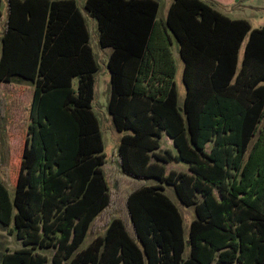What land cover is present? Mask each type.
<instances>
[{
  "label": "trees",
  "instance_id": "16d2710c",
  "mask_svg": "<svg viewBox=\"0 0 264 264\" xmlns=\"http://www.w3.org/2000/svg\"><path fill=\"white\" fill-rule=\"evenodd\" d=\"M85 8L98 22L101 46L113 48L109 111L117 130L132 131L121 139L119 165L135 179L157 183L127 193L132 231L121 215L114 217L104 234L80 250L114 199L92 109L99 65L90 31L76 0H9L0 80L30 79L34 94L13 197L0 175V225L13 224L11 233L23 244L6 252L2 264H47L43 250L50 248L53 264H264V27L252 28L204 0H173L166 26L180 42L186 83L194 54L216 64V107L191 108L188 95L184 118L170 51L164 64L171 87L164 100L146 97L130 75L129 64L136 62L140 81L146 77L160 2L86 0ZM159 68L149 81H163ZM163 130L174 138L177 159L191 162L192 174H166L162 164L150 162ZM209 140L214 146L207 153ZM165 185L184 205L195 206L188 238Z\"/></svg>",
  "mask_w": 264,
  "mask_h": 264
},
{
  "label": "crops",
  "instance_id": "0c3cea01",
  "mask_svg": "<svg viewBox=\"0 0 264 264\" xmlns=\"http://www.w3.org/2000/svg\"><path fill=\"white\" fill-rule=\"evenodd\" d=\"M76 1L78 3V6L81 12L83 13L87 21L89 12L85 8L86 0H76ZM204 1H206L207 3L212 5L215 9L219 10L220 12L229 16L232 19L248 20L252 28L264 27V23L262 24L263 21H257L258 25H254L252 19H249L248 17H246V16L252 15L257 18L261 17V20H264L263 19L264 18V0H204ZM172 2L173 0H167L166 6H165V13L163 17L161 18H159V11L161 8V3H160V8L158 11V16H157L158 24L155 27L154 35L152 37V42H151V51H150L151 57L149 58V68H146L147 71H144V74L146 77L144 78L143 81H140L142 77V72H140L139 64L136 62L130 63L129 69H130L131 77L138 78V80L134 81V85L143 87V91L146 97H149V96L153 98L160 97L161 99L164 100L167 97V91H169L171 87L170 83L168 82L167 76H165L166 69H165V64H164V60L166 57L165 53L167 51H170L176 63V74L174 77V81H175L176 91H177V105H178L180 112L185 118L184 108L186 105L185 103H186V99L188 95L191 101L189 104L191 108H195V107L201 108V106L202 107H212V108L216 107L217 105L216 90H215L214 85H212V82H211V74L213 70H215L214 68L216 64L215 62L213 63L212 61H210L209 58L208 59L201 58L199 57V55L194 54V57L191 60V65L189 66V69L187 70V77L189 79V85L188 83H186V80H185L186 63L181 54L180 42L166 26L168 12H169ZM1 10H2V19L0 21V60L3 54V36L6 31L7 19H8V14H9V0H2ZM87 25H88V21H87ZM97 27H98V22H97ZM168 34L170 35L171 40H172L171 44L168 43V38H169ZM248 39H249V36L246 37V39L244 40L240 48L237 72H239L242 67V63H243V59L245 55V48H246ZM99 43H100V40H99ZM102 48L104 49L103 51L105 55L107 56V67H108V60H109L111 53L113 52V48L112 47H102ZM154 55L157 58L156 60L158 61L159 65L156 64L154 60L155 59ZM160 65H163V68L158 69L159 74L163 75V81H155V80L149 81L150 77L153 75V72H154L153 68L159 67ZM225 79H226V73H225V76H223V78L219 81V83L220 84L224 83ZM234 80L235 78L231 80V83H233ZM77 82H78L77 78L74 79L75 87L77 86ZM110 83H111V73H110ZM260 84L264 85V81H262ZM94 88H95V92H94V99H95L96 79H95ZM5 89L7 93L4 92ZM3 94L6 95V104H7L6 106L8 107L6 115L4 116L5 118H7V122H6L7 131L11 133L15 129V127H12V124L20 123V122H26L27 124L26 127L28 130V126L31 121L30 108H31V103L33 99V94H34V82L20 75H14L11 81H1L0 80V98ZM111 96H112V83H111L110 99H111ZM94 99L92 101L93 111H94V106H93ZM110 99H109V102H110ZM108 110H109V104H108ZM94 113L96 114L95 111ZM0 117H1V114H0ZM112 119H113V116H112ZM113 123L115 125L114 119H113ZM99 125H100V120H99ZM259 126L260 128L264 127V117L262 118ZM100 131H101V127H100ZM117 131L121 133L119 144H118V148H119L122 137L125 134L132 133V131L130 130L128 131L117 130ZM25 134L27 133L25 132ZM101 134H102V131H101ZM258 135H260V131L257 132V135L254 138L258 137ZM102 138H103V134H102ZM158 140H159V146L155 148L154 150L149 151V154L151 155L150 162H157V163L162 164L165 167L166 174H169L171 171L183 172V173H188V174L193 173L191 169V162L184 160V159H177L176 156L179 154V149L174 143V138L171 135H169L166 130L162 131L161 137ZM103 143H104V139H103ZM213 146H214V141L209 140L205 145V149H204L205 152L210 153L213 149ZM104 151H105V144H104ZM143 179L154 180L155 183H157V180L155 178H143ZM155 183H151V184H155ZM151 184H147V185H151ZM167 186L173 187L171 185H165V192L167 191ZM215 193L218 199L220 200L221 196L217 188H215ZM187 207H192L193 208L192 211L193 213H195V214H192L191 216L192 218L191 222H192V220L196 218L195 206H187ZM181 214L184 220L185 216L182 212ZM184 231H185V237L188 238L189 232L187 234L185 227H184ZM189 252H190V247H189V242H188V247L185 252L186 257L189 255ZM236 264H239V263H236Z\"/></svg>",
  "mask_w": 264,
  "mask_h": 264
},
{
  "label": "rangeland",
  "instance_id": "374dc122",
  "mask_svg": "<svg viewBox=\"0 0 264 264\" xmlns=\"http://www.w3.org/2000/svg\"><path fill=\"white\" fill-rule=\"evenodd\" d=\"M158 1L161 3L159 11V18H161L165 13L167 0ZM246 17L252 19L254 25H258L257 21H263L262 24L264 23V20H261V17L257 18L252 15ZM87 21L91 35L90 44L99 65V69L95 74L96 94L93 106L94 111L100 120V127L105 144L104 152L106 154L104 170L110 180L114 199L111 207L100 215L93 223L86 239L80 246V250L86 248L97 236L104 234L111 219L114 217L121 215L128 229L132 231L129 215L126 213L124 205L126 195L135 187L155 183L154 180L135 179L134 177L125 174L119 165L118 144L121 133L116 130L112 116L108 110L111 83L110 72L107 67V56L99 43L97 21L89 14ZM4 92L7 93L6 89ZM6 105V95L3 94L0 98V175L13 197L15 193V184L13 183L19 171V164L22 157L25 138L27 136V134H25V132L27 133V124L26 122L13 123L12 127H15V129L9 133L6 129L7 118L4 117L8 110ZM166 192L184 214V227L188 234L192 219L191 216L192 214H195L192 211L193 208L187 207L180 202L173 187L167 186ZM11 230H13V224L9 227H2L0 225V264H2L3 256L6 252H14L23 247L22 242L17 238L15 233H11ZM54 251V248L43 250V252L50 258L47 264H53L52 256Z\"/></svg>",
  "mask_w": 264,
  "mask_h": 264
}]
</instances>
